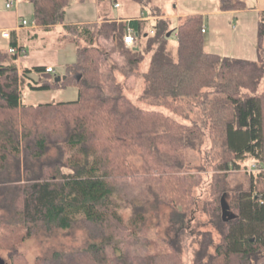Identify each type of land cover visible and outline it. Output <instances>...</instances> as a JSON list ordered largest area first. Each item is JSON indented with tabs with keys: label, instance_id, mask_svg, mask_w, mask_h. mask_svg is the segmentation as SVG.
<instances>
[{
	"label": "trees",
	"instance_id": "1",
	"mask_svg": "<svg viewBox=\"0 0 264 264\" xmlns=\"http://www.w3.org/2000/svg\"><path fill=\"white\" fill-rule=\"evenodd\" d=\"M27 1L38 29L62 23L75 59L55 81L45 66L18 71L22 46L17 53L0 49V248L7 250L8 264H29L18 248L26 238L77 223L89 238L70 250H52L36 264H186L179 238L197 200L194 174L181 170L187 151H200L205 141L214 158L208 185L219 205L210 215L220 240L213 243L210 232H201L192 262L264 264V9L257 17L256 58L247 59L206 50L200 14L170 26L153 0H133L157 16L142 47L137 39L148 33L140 17L66 23L69 0ZM245 8L244 0H218L220 10ZM126 25L134 31L132 48L123 42ZM172 30L174 51L167 44ZM117 73L139 78L138 99L146 107L125 94ZM67 83L77 88L73 100L22 101L24 85L51 89ZM248 157L261 170L248 171L245 185L228 186ZM137 175L148 183L151 203L168 204L181 222L165 251L131 254L114 242L132 234L118 212L115 183ZM222 206L230 213L226 220L218 213Z\"/></svg>",
	"mask_w": 264,
	"mask_h": 264
},
{
	"label": "rangeland",
	"instance_id": "2",
	"mask_svg": "<svg viewBox=\"0 0 264 264\" xmlns=\"http://www.w3.org/2000/svg\"><path fill=\"white\" fill-rule=\"evenodd\" d=\"M117 1L120 3L121 9L114 8L111 5L114 2L111 0L103 1L104 7L107 8L112 16H117L120 12H123L127 15L143 17L149 13L148 6L141 9L133 0ZM162 3H164V0L152 1V4L160 5ZM27 20L29 21V19ZM101 20L102 18L97 22H101ZM153 25V19L145 21L143 31L148 34L147 36L143 34L137 39L141 47L144 46L147 37L152 35L149 29ZM40 31L36 29L35 33L37 34ZM42 36H44L43 39H37L36 41L31 37L34 40L32 45L40 46V49L49 52V60L54 65V71L51 72L53 76L65 75L66 65L75 59L74 42L70 39L71 37L67 34L65 35L64 29H58V27H55L51 32H44ZM167 42L168 46L174 51L176 44L174 30L170 32ZM110 44V40L101 41L103 47L108 48ZM26 48L28 49L29 47L26 45ZM113 57L117 62H121L122 57L117 53H114ZM149 57L150 52H147L144 60L140 63L139 68L141 70L146 68ZM117 75L119 79L126 82L125 94L136 104L146 107L147 104L138 99L141 88L139 78L135 75H130L124 79L120 73H117ZM21 97L22 101L28 104L73 100L77 97V88L73 83H67L64 86L51 89H31L27 85H24ZM213 159L209 141L204 142L200 151H187L184 156L186 168L181 170V173L194 174L192 177L194 183L193 194L197 200L193 216L188 220L187 224H183L187 228L181 233V238H179L181 255L186 264H193V253L198 248L200 239H202L201 232H210L213 243L220 240V234L215 228L210 215L211 208L215 207L216 204L219 205L216 195L211 193L208 185L212 174L215 172L212 166L209 165L210 163L213 164ZM252 162L250 157L242 161L240 167L228 177V186L232 187L239 183L245 185L248 171H251L249 167ZM252 172H256V170H252ZM262 177L264 185V170L262 171ZM147 184L146 181H143L141 175L122 178L115 183L114 194L118 204L117 209L132 234H126L122 238L115 239L114 242L118 246H121L124 251L131 254L154 253L167 250L169 241L175 237L181 224L173 208L168 204L161 203L157 205L153 202L151 203L153 199L147 193ZM143 198H147L149 200L148 203H145ZM218 213L220 216L222 215L220 207ZM88 238L89 236L86 234L85 229L77 223L69 229L39 231L19 243L18 248L24 253L29 264H36L41 256L49 254L52 250H70L82 245ZM209 250H212L211 246ZM0 264H8L7 250L3 248H0Z\"/></svg>",
	"mask_w": 264,
	"mask_h": 264
},
{
	"label": "crops",
	"instance_id": "3",
	"mask_svg": "<svg viewBox=\"0 0 264 264\" xmlns=\"http://www.w3.org/2000/svg\"><path fill=\"white\" fill-rule=\"evenodd\" d=\"M6 1L0 0V49H7L10 40L13 39L16 48L22 46L16 59L18 71L23 67L36 65L52 66L54 71V65L49 60V52L32 43L34 40L43 39L42 34L53 31L55 27L63 29L62 23L53 25L49 30L39 29L41 31L36 34L35 30L38 29L36 25H21L19 21L22 18L29 21L34 19L32 4L27 0H14L12 6L6 7ZM103 1L69 0L64 22L86 23L100 21V18L106 17L124 23L129 18L137 17L123 12L112 16L104 7ZM244 1L247 5L245 9L220 10L218 0H164V3L159 5L162 10L160 17L170 19V26H175L185 15L198 13L202 17L206 50L225 56L255 59L257 17L258 12L264 9V0ZM111 5L120 8V5L118 7ZM156 17V15H145L140 18L145 22ZM3 29L10 31L9 38L2 36ZM26 45L28 49H25Z\"/></svg>",
	"mask_w": 264,
	"mask_h": 264
},
{
	"label": "built area",
	"instance_id": "4",
	"mask_svg": "<svg viewBox=\"0 0 264 264\" xmlns=\"http://www.w3.org/2000/svg\"><path fill=\"white\" fill-rule=\"evenodd\" d=\"M13 1L14 0H7L6 1V4H5L6 7L12 6ZM113 5L115 7H118L120 4H119V2H114ZM128 20H125V22H128ZM19 21H20V24L21 25H31V26H35L36 25V22H35L34 19H32L31 21H28L27 19L22 18ZM201 30H202V32H204V27L203 26H202ZM149 31L152 32L151 29ZM1 34H2L3 37L9 38L10 31L8 29H3L2 32H1ZM122 38H123V42H124V44H125V46L127 48H132L135 45L134 31H133V29L129 25H126L125 32H124ZM8 50L10 52H15V53H17V51H18L17 48H15L13 46H9L8 47ZM45 71H47V72H53L52 66H48V65L45 66ZM249 168L251 169V171L252 170H256V171H260L261 170V168L258 165H256L255 163H252ZM259 200H260V202H263L262 196L260 197Z\"/></svg>",
	"mask_w": 264,
	"mask_h": 264
},
{
	"label": "water",
	"instance_id": "5",
	"mask_svg": "<svg viewBox=\"0 0 264 264\" xmlns=\"http://www.w3.org/2000/svg\"><path fill=\"white\" fill-rule=\"evenodd\" d=\"M64 76L65 75H63V76H55L54 77V80L55 81H58V80H60V79H62V78H64ZM222 219L223 220H226V219H228L229 217H230V213L228 212V210H226V208L224 207V206H222Z\"/></svg>",
	"mask_w": 264,
	"mask_h": 264
}]
</instances>
